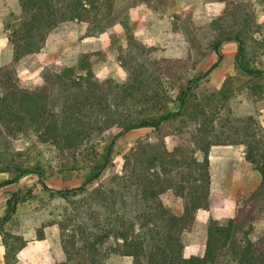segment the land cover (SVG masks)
I'll list each match as a JSON object with an SVG mask.
<instances>
[{
  "label": "rangeland",
  "instance_id": "rangeland-1",
  "mask_svg": "<svg viewBox=\"0 0 264 264\" xmlns=\"http://www.w3.org/2000/svg\"><path fill=\"white\" fill-rule=\"evenodd\" d=\"M184 1L185 5L182 6ZM136 3H139V7L141 5L153 6L158 13L157 19L150 20L147 27H145L146 23L143 25L142 32H145V35L135 33L130 9L135 7ZM112 8L113 14L110 18L116 20V23L108 27L103 34L85 36L94 22L72 20L60 23L49 35L54 31H66L68 26L65 27V24L68 22L77 21L79 26H87L85 34L78 36L80 40L84 37L102 36L116 24H121L125 34L121 39L122 43L118 37L113 35V55L103 50L80 53L77 64L69 66L62 61L46 65L42 64L44 63L42 61L40 64L42 67L29 68L27 66L28 68H24L15 62L12 66H7V71L11 72L12 83L15 86L12 88L23 91H32L42 87L51 88V85L44 81L46 74L61 73L66 67H73L77 75H84L86 71L78 69V64L82 55L85 54L89 57L87 58L88 63H93L94 78L102 82L111 80L114 84L126 83L129 80L130 71H134L138 65L151 60L173 62L176 60L178 64H184V69H189L190 77L200 75L218 61V54L208 53L203 57V54L196 51L194 39H201L200 43L204 47L215 38L221 29L231 31L233 28H239L245 19L248 20L246 21L248 23L244 21V31L245 36L248 37L247 50L251 65L254 69H264V0H228V2L218 0H114ZM102 15L108 17L106 8H102ZM22 17V12L18 15L11 12L6 21V25L10 28L9 35L13 29L19 27ZM126 17L129 18L127 21L129 27L133 28L135 36L144 44L146 53L142 51L143 54H141L142 52L139 53L135 48L128 47L127 31L123 25ZM158 21H161V26L157 29L155 24ZM104 24L101 25L104 26ZM57 27L58 30H56ZM115 34L117 35L116 32ZM231 42L238 43L230 41L221 45L223 59L218 62V66L210 74L199 80L195 88L197 96L185 115L165 123L160 130L150 127L138 128L124 132L114 139V136L121 130L116 125L102 132L96 130L86 139L80 147V149H87L84 162L106 152L107 147L112 143L109 165L97 181L88 185L86 192L76 189L82 185L88 169L73 170V168L63 166V163L72 164L75 152L62 154L49 142H41L38 133L32 128L28 129V132L13 133L2 141L0 150L7 148L8 152H11L7 154L9 157L16 156L17 152L24 153V158L29 157L32 165L39 164L44 167L45 175L42 181L48 185V188L44 189L40 177L37 174H30L24 176L19 182L0 187V217L5 215L6 201L12 192L20 188L27 196V200L18 206L17 214L5 224L8 233L20 235L27 241L26 246L18 254L17 264H87L90 262V252L81 240L82 227L96 231L97 228L94 226L98 224L99 227L109 229L119 214L136 222V229H140L141 220L139 219L144 218L143 213L149 210L148 205H153V201L146 203L140 196L137 197L142 187L137 184L135 172L141 168L143 160L145 161L156 153L155 148L163 152H171L180 146L190 151L193 150L196 144L192 137L193 134L198 133L197 129L200 127L212 132V136L207 139L212 138L216 144L211 146L209 158L211 152L215 150L213 159L216 162L213 166L210 165L211 182L207 202L202 201L207 207L197 210L193 223L182 234V242L194 241V244L206 249L209 226L212 224L227 225L232 221L234 224L233 237L220 250L213 264H238L239 251L243 249L248 239L256 243L264 239V182L260 180L258 183V178L262 176L256 169V165L247 161L244 143L245 128L255 131L257 140L262 144L264 142L262 112L264 110V74L255 82L261 89L255 93L250 92L246 86L250 77L236 68L238 51L235 53ZM194 59H198V62L192 67ZM181 70L183 68H178L176 74L179 75ZM174 78L177 79V76L175 75ZM161 80L165 92L174 100L178 93L179 80L175 81L165 72L161 74ZM224 84H226L225 92L229 93L228 99L222 98L219 94ZM54 87L57 95L50 98L47 107L57 114L60 113L62 106L74 103L77 96L84 100L87 90L84 86L75 88L71 84L67 90L61 88L59 84ZM7 91L8 89L0 86V96L6 94ZM168 107L177 111L180 109V104L170 102ZM198 108H203L207 113L206 116L199 114ZM194 112L200 116L194 118L192 116ZM188 154L192 158L202 160V151ZM166 168L167 171L164 170L162 163L158 162L150 169V178L154 179L157 184L158 180L154 174L158 173L162 181L167 178L174 180L173 185L163 182L159 186L160 188L165 187L159 195V200L171 212L182 215L189 199L179 194L177 186L181 181L180 173H187L188 170L171 165H166ZM11 178L10 173L0 172V182ZM200 184L199 181L198 185ZM97 189L111 196L108 200L102 201L101 191ZM61 190L69 192V195L62 196ZM213 190L215 193L217 191V195L213 194ZM74 191L78 192L74 194ZM51 192L57 194L52 196ZM123 196L126 197V202L122 201ZM91 211H93L92 215ZM62 227H65L64 231ZM147 230L144 229L145 232ZM246 230L249 231L248 234H245ZM40 231H43V237L40 236ZM3 238L0 233V264H4L6 252ZM119 241L122 242V239ZM116 243L115 237L110 236L101 247V252L107 256L103 263L130 264L132 261L133 264V257L112 252L117 246Z\"/></svg>",
  "mask_w": 264,
  "mask_h": 264
},
{
  "label": "trees",
  "instance_id": "trees-1",
  "mask_svg": "<svg viewBox=\"0 0 264 264\" xmlns=\"http://www.w3.org/2000/svg\"><path fill=\"white\" fill-rule=\"evenodd\" d=\"M218 1L228 2V0ZM113 2L114 0H20L23 17L19 27L13 29L9 35V41L15 53L14 61L18 62L25 55L39 52L44 47L48 35L56 26L65 21L91 20L94 22L93 26L89 27L85 36L103 34L108 27L116 23V20L110 18L113 14ZM227 5H231V3H227ZM102 8H106L108 17L102 15ZM128 20V17L123 20L127 31L128 47L135 48L139 53L142 51L146 53L144 44L135 36L133 28L129 27ZM106 21L108 22L104 24L103 22ZM244 21L241 27L233 28L231 31L221 29L215 38L204 47L200 43L201 39H194L197 52L203 54V57L208 53H217L218 61L200 75L193 77L188 75L189 69H184V64H178L176 60L174 62L151 60L138 65L134 71H130L129 80L126 83L114 84L111 80L102 82L94 78L93 63H88L87 58L89 57L85 54L82 55L78 64V69L86 71L84 75H77L75 68L66 67L61 73L46 74L44 81L48 82L51 88L42 87L32 91H23L12 88L14 84L11 72L7 71V66L1 67L0 86L8 91L0 96V145L13 133L28 132V129L32 128L38 133L41 142H49L57 147L62 154L75 152V154L72 153L74 155L72 164L63 163V166L73 168V170L87 168L85 179L76 190L88 191V185L97 181L109 165L112 143L107 147L106 152L84 162L87 149H80V147L86 139L96 130L102 132L116 125L121 130L114 136V139L124 132L138 128L150 127L160 130L165 123L185 115L195 101L197 96L195 88L199 80L210 74L218 66V62L223 59L224 55L221 49L223 43L238 42L236 68L250 77V81L246 84L250 92L255 93L261 89L255 82L264 74V69H254L251 65ZM7 28L9 27L7 26ZM197 60L194 59L192 67L197 64ZM178 68H183L179 75L176 74ZM164 72L175 81L179 80L178 93L174 100L162 86L161 74ZM175 75L177 79L174 78ZM56 84H59L64 90H67L70 84L75 88L84 86V89H87L84 100L77 96L74 103L62 106L59 114L53 113L47 105L50 98L57 95V90L54 87ZM225 88L226 84L220 89L219 94L222 95V98L228 99L229 93L225 92ZM170 102L179 103L180 109L177 111L169 109ZM198 110L199 114L206 116L207 113L203 108H198ZM199 114L194 112L192 116L198 118ZM26 126L28 128L25 129ZM197 131L198 133L193 134L192 137L196 144L193 150L190 151L188 148L180 146L171 152H163L155 148L154 155L143 162L141 161L142 166L134 175L137 178V184L142 187L137 197L140 196L146 203L153 201V205H148L149 210L143 213L144 218L139 219L141 220L140 229L137 230L136 222L128 220L123 214L116 216L113 226L109 229L99 227L98 224L94 226L97 228L96 231L82 227L81 240L84 247L90 252V262L87 264H105L103 262L107 256L103 255L101 247L110 236L115 237L117 241V246L112 252L133 257V264H213L216 262L220 250L233 237L234 224L232 221L227 225L212 224L209 226L203 256H184L182 234L193 223L197 210L207 207V205H203L202 201L207 202L209 196L211 182L209 152L211 146L216 144L212 138V140L207 139L212 136L210 130L200 127ZM244 137L246 138L244 141L246 159L256 165L264 182V142L262 144L257 140V133L249 128L244 129ZM5 149L0 150V172L10 173L12 178L0 182V187L19 182L26 175L37 174L44 189L48 188L46 182L42 181V177L44 178L45 175L44 167L39 164L32 165L29 157L24 158V153L17 152L16 156L9 157L7 154H11V152H8L7 148ZM198 151H202V160L196 157L192 158L188 154ZM158 162L162 163L166 171V165L188 170L187 173H180L181 181L177 186L179 194L185 199H189V203L184 206L182 215L171 212L159 200L160 193L165 190L164 186L161 188L159 186L163 182L173 185L174 180L167 178L162 181L160 175L156 173L154 176L158 183L155 184L154 179L150 178L149 171ZM199 181L200 185H198ZM124 186L126 188V185ZM97 191L101 190L97 189ZM61 192L64 197L69 195V192L64 190ZM77 192L74 191V194ZM51 194L55 196L57 193L51 192ZM100 196L103 198L102 201H106L111 195L101 191ZM125 198L123 196L122 201L126 202ZM26 200L27 196L22 189L19 188L12 192L6 201L5 215L0 217V233L4 237L6 247L4 264H17L18 254L27 244L22 236L8 233L5 229V224L17 214L20 203ZM113 200L115 201L116 197ZM92 214L93 211H91ZM63 228L65 227H62L64 231ZM144 229H148L147 232ZM248 233L249 231L246 230L245 234ZM39 234L41 237L44 235L43 231H40ZM72 236L75 237V235ZM119 239H122V242ZM66 252H68L67 249ZM239 252L238 264H264V239H261L259 243L248 239Z\"/></svg>",
  "mask_w": 264,
  "mask_h": 264
},
{
  "label": "crops",
  "instance_id": "crops-1",
  "mask_svg": "<svg viewBox=\"0 0 264 264\" xmlns=\"http://www.w3.org/2000/svg\"><path fill=\"white\" fill-rule=\"evenodd\" d=\"M184 5L185 1L182 3V6ZM11 12L16 13L17 15L22 12L20 0H0V68L15 63L14 49L9 41L10 28H7L6 25V21L10 17ZM130 14L134 23L136 35H145L146 33L142 32V28L144 27L143 25L146 23L145 27H147V24L150 22V20L158 18V13L153 8V6L141 5L139 7V3H136L135 7H132L130 9ZM76 22L66 23L65 27L68 26V29L64 32L54 31L47 38L44 47L39 52L31 54L26 58L24 57L20 59L18 61L19 66H23L24 68H26L27 66L29 68H35L39 67L42 61H44V63H42L44 65L56 61H62L65 64L67 63L68 66L70 64L76 65L80 53L95 52L101 50L107 51L108 54L113 55V35L121 40L125 34L122 25L116 24V26L112 27V29L108 30V32L102 36L84 37L80 40L78 36L81 37L83 36V34H85L84 32L87 30V26H79V24ZM160 24L161 21H158V23L155 24L157 29L160 28ZM56 30H58V27ZM111 32H113V34ZM115 32L117 33V35L115 34ZM120 42L122 43V40ZM231 44L232 48H235V53H237L239 44L236 42H231ZM67 50L71 51L67 52ZM262 112L264 116V110ZM213 152H215V150H213L210 155V165L212 166L216 162L215 159H213ZM258 179L259 183L260 180H262V177H259ZM213 194L217 195V191L215 193L213 190ZM204 253L205 248L194 244V241L184 242L185 257L203 256ZM130 264H132V261L130 262Z\"/></svg>",
  "mask_w": 264,
  "mask_h": 264
}]
</instances>
